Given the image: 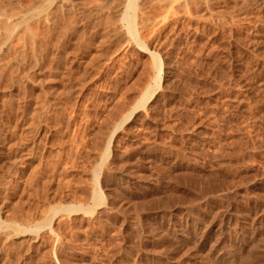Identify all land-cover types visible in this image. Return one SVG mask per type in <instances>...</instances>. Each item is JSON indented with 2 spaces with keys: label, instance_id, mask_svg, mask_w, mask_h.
I'll list each match as a JSON object with an SVG mask.
<instances>
[{
  "label": "rangeland",
  "instance_id": "obj_1",
  "mask_svg": "<svg viewBox=\"0 0 264 264\" xmlns=\"http://www.w3.org/2000/svg\"><path fill=\"white\" fill-rule=\"evenodd\" d=\"M16 1L8 0L14 9ZM59 1L48 30L40 25L49 36L38 42L59 40L49 50L29 49L23 25L10 30L11 44L0 39V219L43 226L9 236L12 249L5 240L0 263L264 264V0L230 3L231 16L242 12H234L237 22L226 7L228 20L218 9L208 10L211 19L208 11L190 19L179 8L170 26L144 33L164 64L161 88L116 130L104 161L114 127L152 81L153 61L112 24L120 0H103L114 10L76 0L80 9L92 6L87 25L99 26L98 17V34L105 27L90 41L84 20L74 28L80 36L62 24L71 17ZM59 34L70 40L66 52ZM100 164L105 203L92 213L62 210L94 206Z\"/></svg>",
  "mask_w": 264,
  "mask_h": 264
},
{
  "label": "bare ground",
  "instance_id": "obj_2",
  "mask_svg": "<svg viewBox=\"0 0 264 264\" xmlns=\"http://www.w3.org/2000/svg\"><path fill=\"white\" fill-rule=\"evenodd\" d=\"M16 1V0H15ZM18 1H20V0H18ZM18 1H16V2H18ZM22 2L24 1V0H21ZM19 2V3H21L19 6H18V4H14L15 5V9L13 8V7H11L10 6V0H9V2H8V0H6V1H3V0H0V11H3L1 14L3 15H1L2 16V18H1V16H0V33H2V34H0L1 36H0V39H4L5 38V40L7 39V38H10L11 36H12V34H10L11 32L13 33V32H15L16 30V28H17V26H20V25H23V28H25V30H24V32L25 31H27L26 33H28L29 32V34L32 36L31 38L28 36V37H25L26 39H25V41L26 40H31L32 39V42H30L29 44L31 45V43H34L35 45L34 46H37V44L36 43H40L41 41H47L48 39H46L45 40V38H48V31H44L43 32V30L48 26L49 27V25H45V23H49V21H50V19L51 18H49V16L50 15H52L53 13H56L55 11L57 10H55L54 8H53V10H54V12L52 11V6H54V2L56 1V0H25L24 1V4H22V2ZM61 1V4L59 3ZM58 3L61 5H59V7L58 8H61V10H65V9H63V7L64 8H66L67 10L65 11L66 13H68V15L67 14H65V15H67L68 17H71L70 19L69 18H67L69 21H65L64 19H66V16L64 15L63 16V18L61 17V19H63L65 22H62V24H64V23H68V27L70 28V29H74V28H76L78 25V23H81L82 22V20H84V22H85V24L91 19L90 18V14H92V13H90L89 11H91L89 8H91L92 6H89V8H87L88 7V5H87V7H85L86 6V4L85 5H81V7L82 6H84L85 7V9H80V7H77V6H79L78 5V1H79V4H81V2L83 1V0H81V2H80V0H78V1H76V0H60ZM86 2H84V3H88L87 2V0H85ZM89 1H92V0H89ZM95 1V0H94ZM103 0H101V2H102ZM106 1V0H105ZM113 1L114 0H112V4H113ZM237 0H120L119 1V6L117 5L118 4V1H117V6H118V8H119V13H116V14H118V19H117V24L113 21V23H112V20H110L111 21V23L112 24H115V26H117V28L118 29H120L122 32H124L123 34H125L127 37H128V41L129 42H131V43H133V44H135V45H137L138 47V49H142V50H144V51H148V52H150V56H151V59H152V61H153V67H154V71H155V73H154V76H153V78H152V81H151V83L145 88V90L143 91V93H142V96H141V98H140V100L136 103V105L134 106V108H133V110H131V113L128 115L127 114V116L125 117V118H123V120H119L120 122L119 123H117L118 125L116 126V127H114L115 129L113 130V132H112V135H110V138H109V141L107 142V147H106V151H105V153H104V155H103V158H102V160L104 161L105 160V158L107 157V153H108V151H109V149H110V144H111V141H112V138H113V136H114V133L116 132V130L117 129H119L120 127H122L123 125H124V123L125 122H128L129 121V119L131 118V116H132V112L133 111H137L139 108H143V107H145L146 106V104L149 102V101H151V99L155 96V93H157V90L159 89V88H161V83H162V79H163V74H164V69H163V67H164V64H163V61H162V59H161V57H160V55H159V51L158 52H156V51H152L150 48H149V44H148V41L145 39V34L144 33H146V31H148V30H151L152 28H154V26H157V25H161V26H165V25H169V20L170 19H172L173 18V16H174V14H175V10H177V9H181V13H183V10H184V14L186 13L187 15H189V18L191 19V17L190 16H192L193 18H194V16L195 15H201L202 16V14H204V13H206V11H208V10H211V11H213V10H215V9H218L219 11V13L220 12H222L223 11V17L225 16V18H227L226 20H228L229 18L228 17H226V15L227 14H229V12L228 11H230V9H228L227 7L228 6H230V3H232V2H236ZM4 2H6V3H4ZM11 2H13V1H11ZM104 2V1H103ZM107 2H109L108 0H107ZM103 3L105 6L107 5V7H108V3ZM247 2H249V1H247ZM253 2H254V0H253ZM259 2H260V0H259ZM263 2V1H262ZM262 2H260V3H262ZM90 3V2H89ZM255 4H257V2H254ZM254 3H252V4H254ZM53 4V5H52ZM111 4V5H112ZM90 5H92V4H90ZM94 5V4H93ZM101 5V7H102V3L100 4ZM100 5H98L99 7H100ZM110 5V3H109V6H111ZM114 5H115V3H114ZM234 5V4H233ZM233 5H231L230 7L231 8H233L234 7V9H235V6H233ZM249 5H251V3L249 4ZM18 6V7H17ZM68 8H67V7ZM255 6V5H254ZM56 7V8H57ZM100 7V8H101ZM112 7H114L113 5H112ZM227 8L228 10L226 11L225 9H222V8ZM229 7V8H230ZM237 7V6H236ZM252 7V6H251ZM258 7H261V4H260V6H257V8ZM263 8H264V6H262ZM21 8V10H19ZM83 8V7H82ZM87 8V9H86ZM103 9H104V6L102 7ZM110 10H114V8L112 9V8H110V7H108ZM107 8V9H108ZM117 8V9H118ZM255 8V7H254ZM262 8V9H263ZM88 9H89V11H88ZM115 9H116V6H115ZM117 9H116V11H117ZM183 9V10H182ZM253 9V8H252ZM261 9V8H260ZM16 10V11H15ZM222 10V11H221ZM233 10V9H232ZM232 10H231V12H232ZM239 10V13H240V8H238L237 7V9L235 10L236 11V13H238L237 11ZM249 10V9H248ZM58 11V10H57ZM63 11H62V13H63ZM68 11V12H67ZM224 11H226V12H228V13H226V15H224ZM235 11H233V13L235 12ZM257 11H260V10H257ZM257 11L255 12V13H257ZM71 12V13H70ZM89 12V13H88ZM92 12V11H91ZM94 12V11H93ZM109 12V11H108ZM115 12V11H114ZM209 12V11H208ZM208 12H207V15L210 17L211 15H210V12H209V14H208ZM214 12V14L215 13H217V11L215 12V11H213ZM213 12L211 13V14H213ZM250 12H251V10H250ZM232 13V16H233V18H232V16L230 15V20L232 19H234V15H237L236 13H234L233 14ZM242 13V12H241ZM240 13V14H241ZM249 13V12H248ZM251 13H253V12H251ZM250 13V14H251ZM261 13V12H260ZM263 13H264V10H263ZM57 14H58V12H57ZM94 14H95V12H94ZM238 15V16H241V15ZM254 14V13H253ZM253 14H251V16L253 15ZM19 15V16H18ZM22 15V16H21ZM59 15H62V14H59ZM69 15H72V16H69ZM186 15V16H187ZM217 15V14H216ZM228 15V16H229ZM55 16H56V14H55ZM54 16V17H55ZM96 16H101V15H98V13H96ZM219 16V15H218ZM220 16H221V13H220ZM248 16H250V15H248ZM254 16V15H253ZM257 16H259V14L257 15ZM91 17H93V16H91ZM110 17V16H109ZM188 17V16H187ZM209 17H207L208 19H211V17L209 18ZM237 17V16H236ZM235 17V18H236ZM255 17V16H254ZM57 17H55V19H56ZM100 18H104V17H100ZM114 18V17H113ZM112 18V19H113ZM206 18V19H207ZM225 18H223V19H225ZM238 18H240V17H238ZM238 18H237V20H238ZM66 19V20H67ZM87 19H89V20H87ZM93 19V18H92ZM188 19V18H187ZM207 19V20H208ZM220 19H222V17H220ZM222 19V20H223ZM63 20H60V17L58 18V20H57V22H61V21H63ZM86 20V21H85ZM94 20V19H93ZM101 20V19H100ZM100 20L98 19V17L95 19V21H98V25L99 26H95L94 24H91V25H85V26H89V27H87L88 29L90 28V26H91V28H93V25H94V28L93 29H91L90 28V30H91V33L89 34H87L86 35V37L87 36H89L88 38H90L89 39V41L91 40V38L92 37H96L97 36V34L100 32H98V27H100ZM226 20H223V22L222 21H220V22H222V23H224V24H226L225 23V21ZM229 20V21H230ZM235 20V19H234ZM240 20H241V23H242V20H243V18H240ZM81 21V22H80ZM191 21V20H190ZM193 21H195L194 19H193ZM192 21V22H193ZM228 21V23L227 24H231L233 21H231V22H229ZM236 21V20H235ZM239 21V20H238ZM59 22V23H60ZM83 22V23H84ZM105 22V21H104ZM104 22H103V24H104ZM174 22V21H173ZM178 22V21H177ZM211 22H212V20H211ZM220 22H218L219 23V26H221L220 25ZM237 22V21H236ZM56 23V22H55ZM83 23H81V24H83ZM92 23V22H91ZM93 23H95L94 21H93ZM102 23V22H101ZM110 23V24H111ZM171 23V22H170ZM221 23V24H222ZM240 23V22H239ZM238 23V24H239ZM41 24H44L45 26H44V29H42V27L40 26ZM54 24V23H53ZM65 24V25H66ZM89 24V23H88ZM96 24V25H97ZM106 24V23H105ZM109 24V25H110ZM222 25L223 27H225V25ZM233 24H236V23H233ZM263 24V23H262ZM52 25V24H51ZM55 25V24H54ZM54 25H52V28H53V26ZM60 25H61V23H60ZM75 25H77V26H75ZM196 25V24H195ZM232 25V24H231ZM230 25V29H231V27L234 29V27L233 26H231ZM243 25V24H242ZM255 25V24H254ZM56 26V25H55ZM66 26V27H67ZM73 26V27H72ZM75 26V27H74ZM101 26H103V25H101ZM108 26V25H107ZM170 26V25H169ZM180 26V25H179ZM229 26V25H228ZM227 26V27H228ZM38 27H40L41 29H42V31H41V29H40V31L42 32L41 34H40V32H38L39 31V28ZM61 27V26H60ZM79 27H82L83 29H85L84 27H83V25L82 26H80V24H79ZM95 27H97V28H95ZM110 27H112V26H110ZM158 27V26H157ZM222 27V28H223ZM237 27V26H236ZM56 28H58V27H56ZM69 28H67L68 29V31H70L69 30ZM87 28L85 29V31H86V33L88 32V31H90V30H87ZM103 28V29H102ZM104 28L105 27H101V28H99V29H102V32H103V30H104ZM159 28V27H158ZM172 28V27H171ZM239 28H241V27H239ZM258 28V27H257ZM38 29V31H36ZM47 30H48V28H46ZM45 29V30H46ZM55 28H53L52 29V31L51 32H53L54 33V30ZM79 29V28H78ZM83 29H81L83 32H84V30ZM96 29V30H95ZM112 29V28H111ZM110 29V30H111ZM155 29H157L156 27H155ZM10 30H11V32H10ZM61 30V29H60ZM105 30H107L108 31V29H105ZM109 30V31H110ZM152 30H154V29H152ZM221 30V29H220ZM19 31H21V28L19 27ZM59 31V30H58ZM67 31V30H66ZM67 31V32H68ZM74 31V32H73ZM73 31H71V33L73 32V33H75V31H77L75 34H77L78 33V30H76V29H74ZM155 31V30H154ZM157 31V30H156ZM231 31V30H230ZM10 32V33H9ZM17 32H18V29H17ZM37 32H38V35H37ZM45 32H47V34L45 33ZM63 32V31H62ZM82 32V33H83ZM102 32L100 33V34H102ZM116 32V31H115ZM118 32V31H117ZM151 32V31H150ZM25 33V34H26ZM46 35H45V34ZM50 33V32H49ZM58 33H60V32H57V34ZM69 33V32H68ZM70 33V34H71ZM79 33H81L80 32V29H79ZM85 33V32H84ZM85 33V34H86ZM148 33V32H147ZM156 33V32H155ZM42 34H43V36H44V38L43 39H41V37H43L42 36ZM55 34H56V31H55ZM63 34V33H62ZM60 35L61 37H60V39L61 38H63L62 36L63 35ZM67 34V33H66ZM85 34H82L81 35V37L79 38L78 36V38H79V41L81 42V41H83V39H85L84 40V42H82V43H80V46L83 44V43H85V42H87V45H89V41H87L88 39L87 38H84V36L83 35H85ZM100 34H98V35H100ZM105 33H103V35H104ZM107 34H108V32H107ZM149 34V33H148ZM154 34V33H153ZM4 37H3V36ZM37 35V36H36ZM41 37H40V36ZM48 35V36H47ZM52 35V34H51ZM68 36H69V34H67ZM67 35L65 36V34H64V38L61 40L62 42L60 43V45H59V47H61V48H63L64 47V45L66 44V41L68 40V39H66L65 37H67ZM71 35H73V34H71ZM77 35H79L80 36V34H77ZM106 35V34H105ZM14 36H15V34H14ZM17 37H19L18 35H16ZM23 36H26V35H23ZM40 38H39V37ZM45 36H47V37H45ZM53 37L55 36L54 34L52 35ZM52 36H51V38H52ZM76 36V35H75ZM75 36H74V38H75ZM83 36V37H82ZM145 36V37H144ZM149 36H150V34H149ZM153 36V35H152ZM2 37V38H1ZM17 37H16V39H17ZM35 37H37V38H35ZM58 36L56 35V38H57ZM71 37V36H70ZM73 37V36H72ZM76 37V38H77ZM100 37V36H99ZM104 37H106V36H104ZM157 37V36H156ZM155 37V38H156ZM12 39H13V37H11ZM10 38V44L12 43V39ZM24 38V37H23ZM27 38H29V39H27ZM41 39L40 40V42H38L39 41V39ZM50 38V37H49ZM50 38V39H51ZM81 38H83V39H81ZM103 38V37H102ZM215 38V37H214ZM228 38V37H227ZM235 38V37H234ZM14 39H15V37H14ZM20 39H21V37H20ZM20 39H18L16 42H20ZM38 39V40H37ZM49 39V40H50ZM57 39H59V38H57ZM81 39V40H80ZM239 39V38H238ZM245 39V38H244ZM23 40V39H22ZM36 40H37V42H36ZM53 40V39H52ZM98 40V39H97ZM155 40V39H154ZM224 40V39H223ZM54 41H55V37H54ZM53 41V42H54ZM69 41V42H68ZM67 42H68V44H70V40H68ZM74 40H71V42H73ZM99 41V40H98ZM156 41V40H155ZM154 41V42H155ZM1 42V41H0ZM13 42H14V40H13ZM15 42V43H16ZM18 42V43H19ZM42 42V43H43ZM48 42H50V41H48ZM52 42V43H53ZM56 43L57 42H59V40L57 41H55ZM54 42V43H55ZM75 42H77V41H75ZM2 43V42H1ZM42 43H40V44H42ZM51 42L49 43V44H52ZM53 43V44H54ZM92 43V41L90 42V44ZM130 43V44H131ZM5 44V43H4ZM14 44V43H13ZM11 45V47H13V46H16L15 44L14 45ZM40 44H38V48L40 49ZM48 43H47V45H49ZM58 44V43H57ZM77 44V43H76ZM234 44V43H233ZM1 45V44H0ZM30 45H29V49L30 48H33L32 46L33 45H31V47H30ZM40 45V46H39ZM44 45V43L42 44V47L41 48H44V47H47V45L45 46H43ZM54 45H56V44H54ZM54 45H52V46H54ZM77 45H79V42H78V44ZM76 45V47L74 48V50H75V52H74V54L76 53V51H77V49H79V48H77L78 46ZM84 45V44H83ZM82 45V47H85V45L83 46ZM2 46V45H1ZM5 46V45H4ZM10 46V45H9ZM50 46V45H49ZM94 46V45H93ZM8 47V46H7ZM36 47V48H37ZM56 47V46H55ZM59 47H56L57 48V50L59 49ZM67 47H68V45H67ZM72 47V46H71ZM74 47V46H73ZM222 47V46H221ZM1 48V47H0ZM10 47H8V49H9ZM35 48V47H34ZM33 48V49H34ZM54 48V47H53ZM66 48V47H65ZM65 48H63V51H64V49ZM225 48V47H224ZM12 50L14 49V48H11ZM28 49V51H33V50H29ZM46 48H44V50H45ZM69 49V48H68ZM81 49H83V48H81ZM35 50H38V49H35ZM34 50V51H35ZM42 50V49H41ZM43 50V51H44ZM46 50H49V49H46ZM54 50H56L55 48H54ZM62 50V49H61ZM87 50V49H86ZM1 51V50H0ZM28 51H27V53H28ZM39 52H37V54H38V56H36V52H34L35 54V56L36 57H40V56H43V55H40V54H43V52H40V50H38ZM71 51V50H70ZM84 51V50H83ZM2 52H5V51H2ZM48 52V51H47ZM53 52V51H52ZM58 52H59V50H58ZM64 52H66V51H64ZM67 52H69V51H67ZM80 52H82V51H80ZM46 53V52H45ZM44 53V54H45ZM49 53V52H48ZM47 53V54H48ZM51 53V52H50ZM49 53V54H50ZM60 53H62V52H60ZM60 53L58 54V55H60ZM83 53V52H82ZM32 54V53H31ZM46 54V55H47ZM54 54V53H53ZM55 54H57V53H55ZM63 54V53H62ZM68 54H70V53H64V57L66 56L67 57V55ZM80 54V53H79ZM252 54V53H251ZM1 55V54H0ZM29 55V54H28ZM27 55V56H28ZM40 55V56H39ZM58 55L56 56V58L58 57ZM84 55V54H83ZM33 56V54L30 56V58ZM51 56H52V54H51ZM53 56H55V55H53ZM62 56V55H61ZM76 56V55H75ZM235 56V55H234ZM45 57V56H44ZM72 57V56H71ZM3 58V57H2ZM29 58V59H30ZM51 58V57H50ZM56 58H52V60H54L55 61V59ZM59 59H61L60 58V56L58 57ZM57 58V60H59ZM70 58V57H69ZM4 59V58H3ZM39 59V58H38ZM37 59V60H38ZM64 59V58H63ZM68 60V58H65L64 60ZM71 59H76V58H71ZM78 59H80V55H79V58ZM32 60V59H31ZM43 61L44 60V58H43V60L40 58L39 59V61ZM46 60V59H45ZM49 60V59H48ZM62 60V59H61ZM228 60V59H227ZM40 61V62H41ZM50 61H51V59H50ZM57 62V61H56ZM61 62V61H60ZM66 62V61H65ZM43 63V62H42ZM50 63V62H49ZM55 63V62H54ZM61 65H62V63H60ZM246 64V63H245ZM251 64V63H250ZM50 65V64H49ZM44 66V65H43ZM63 66H64V64H63ZM262 66V65H261ZM41 68V67H40ZM47 68V67H46ZM49 68H50V66H49ZM72 70V69H71ZM244 70V69H243ZM52 71H54V70H52ZM240 71V70H239ZM245 71V70H244ZM50 72V71H49ZM247 72V71H246ZM245 72V73H246ZM232 74V73H231ZM13 78L15 79L16 77L13 75ZM251 78V77H250ZM261 78V77H260ZM254 79V78H253ZM10 80H12L11 78H10ZM17 80V79H16ZM18 81V80H17ZM254 81V80H253ZM14 82H15V80H14ZM257 83V82H256ZM14 84V83H13ZM232 86V85H231ZM256 89V88H255ZM235 92V91H234ZM242 92V91H241ZM264 92V91H263ZM243 93V92H242ZM261 93V92H260ZM263 96V95H262ZM250 98V97H249ZM243 99V98H242ZM258 100H260V99H258ZM243 101V100H242ZM247 101V100H246ZM263 103V102H262ZM249 104V103H248ZM252 104V103H251ZM249 108V107H248ZM252 108V107H251ZM249 111H250V109H249ZM32 113V112H31ZM261 115V114H260ZM249 118V117H248ZM254 119V118H253ZM263 122V121H262ZM249 125V124H248ZM107 165V164H106ZM97 169L95 170V172H94V176H93V191L91 192L92 193V195L90 194V196L92 197V201H93V203H94V206H92V207H89V208H79V207H81V206H79L78 208L77 207H75L73 204L72 205H69V206H64V207H60L62 210H65L66 212H68V213H72V212H77V211H79V210H83L84 212H86V213H92L93 212V210H95V207H98V206H100V205H102V204H104L105 202V194H103V188H102V186L100 185L101 183H100V170H101V168H102V164H100V165H98L97 167H96ZM91 185V184H90ZM83 207V206H82ZM55 214V213H54ZM53 216H55V215H53ZM69 216V215H68ZM57 217V216H56ZM53 218L54 217H50L49 219H48V221H47V225L48 226H50L51 225V223H52V220H53ZM58 219V218H57ZM25 224V223H24ZM27 224V223H26ZM46 225V226H47ZM43 226H29V225H27V226H25V225H21L20 223H17V222H12V221H7V220H3V219H0V253H1V251L3 250L2 249V246L3 245H5V240L7 241V239L8 238H10L9 236H11L12 234H20V233H38L39 232V230L42 228ZM54 229V228H53ZM55 230V229H54ZM58 234V233H57ZM59 236V235H58ZM9 240V239H8ZM54 241V240H53ZM9 243H10V240H9ZM8 241H7V247L9 246L8 244ZM54 243V242H53ZM3 244V245H2ZM10 247V246H9ZM4 248V247H3ZM16 248V247H15ZM5 249H7L6 247H5ZM10 249H12V247H10ZM6 250H4V252H5ZM3 252V251H2ZM3 254H5V253H3ZM16 256V255H15ZM10 258V257H9ZM3 259H4V257H3ZM13 259V258H12ZM34 259V258H33ZM5 260V259H4ZM8 261V260H7ZM2 263V262H1ZM0 263V264H1ZM3 264V263H2Z\"/></svg>",
  "mask_w": 264,
  "mask_h": 264
}]
</instances>
